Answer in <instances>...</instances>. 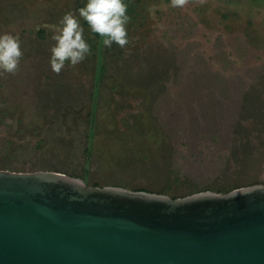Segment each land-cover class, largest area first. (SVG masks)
I'll return each instance as SVG.
<instances>
[{"label": "rangeland", "instance_id": "obj_1", "mask_svg": "<svg viewBox=\"0 0 264 264\" xmlns=\"http://www.w3.org/2000/svg\"><path fill=\"white\" fill-rule=\"evenodd\" d=\"M134 2L129 44L105 57L88 153L95 59L55 74L44 27L71 11L88 43L87 0H0V35L19 34L24 53L0 76V169L177 194L264 183V0Z\"/></svg>", "mask_w": 264, "mask_h": 264}, {"label": "water", "instance_id": "obj_2", "mask_svg": "<svg viewBox=\"0 0 264 264\" xmlns=\"http://www.w3.org/2000/svg\"><path fill=\"white\" fill-rule=\"evenodd\" d=\"M0 264H264V183L172 197L0 169Z\"/></svg>", "mask_w": 264, "mask_h": 264}, {"label": "clouds", "instance_id": "obj_3", "mask_svg": "<svg viewBox=\"0 0 264 264\" xmlns=\"http://www.w3.org/2000/svg\"><path fill=\"white\" fill-rule=\"evenodd\" d=\"M189 2L190 0H171V6L184 8ZM197 2L203 4L205 0ZM127 8L124 0H87L86 5L78 9V13L87 22L91 32L103 38L105 47L110 48L115 43L125 48L129 44L127 25L131 19ZM44 27L53 33L50 66L55 74L61 73L66 62L75 67L91 55V46L84 38V28L73 12L64 14L57 25ZM23 55L19 34L0 35V76L5 73L15 75Z\"/></svg>", "mask_w": 264, "mask_h": 264}, {"label": "trees", "instance_id": "obj_4", "mask_svg": "<svg viewBox=\"0 0 264 264\" xmlns=\"http://www.w3.org/2000/svg\"><path fill=\"white\" fill-rule=\"evenodd\" d=\"M125 4H127L128 8H127V14L129 15V17L131 18L130 19V22L128 23L127 25V32H128V39H129V30H131V28L134 27V20L136 18V14H137V10H136V4L134 2V0H124ZM85 22V25H88L86 21ZM93 37L89 39V45L91 46V57L95 59V71H96V77H95V91H94V98H93V103H92V109L90 110V130H89V141H88V153H89V150L91 148V143H92V138H93V135L95 133V111L97 109V97L96 95L99 93V90H100V82H101V79H102V76H103V73L105 72L106 70V62H105V57L107 56V54H109L111 51L112 53H118V52H122V48L120 49V47L113 43L112 46L110 48L108 47H105L103 45V38L100 37L98 34H94L93 33ZM120 49L119 51L117 49ZM161 85V84H160ZM160 140L163 139V137H159ZM86 162L89 163V155L87 156V159H86ZM78 176V175H76ZM78 177H81V176H78ZM82 178V177H81ZM251 184H254V183H251ZM94 185H99L98 183H95ZM237 187H240V186H235V187H232V188H228V189H225V188H204V189H200L198 187H195L191 192H189L188 194L190 193H194V192H197V191H202V190H214V191H221V192H227V191H230L234 188H237ZM135 190H147V189H135ZM149 191H153V190H149ZM160 193H166V194H169L171 195L172 197H179V196H183V195H187V194H177V193H173L171 192V189L170 187H166L165 189H163L162 191H159Z\"/></svg>", "mask_w": 264, "mask_h": 264}]
</instances>
